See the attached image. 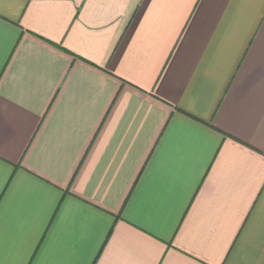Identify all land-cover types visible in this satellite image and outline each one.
<instances>
[{
	"label": "crops",
	"instance_id": "crops-1",
	"mask_svg": "<svg viewBox=\"0 0 264 264\" xmlns=\"http://www.w3.org/2000/svg\"><path fill=\"white\" fill-rule=\"evenodd\" d=\"M22 8L0 0V17L19 20L21 33L18 43L6 39L0 60V140L66 195L51 221L40 186L28 188L27 206L6 205L5 264L34 216L51 223L64 259L264 264L258 233L251 253L228 251L264 183V144L250 147L243 133L264 123V0H28L21 16ZM193 93L206 102L210 127L198 126L211 140L201 147L193 137L177 158L186 134L173 126L187 119L180 109Z\"/></svg>",
	"mask_w": 264,
	"mask_h": 264
},
{
	"label": "snow or ice",
	"instance_id": "snow-or-ice-1",
	"mask_svg": "<svg viewBox=\"0 0 264 264\" xmlns=\"http://www.w3.org/2000/svg\"><path fill=\"white\" fill-rule=\"evenodd\" d=\"M23 16L24 11L27 10L28 0H21ZM151 2V0H148ZM253 3L254 0H249ZM148 3H144L138 7L140 15H143L144 10L147 8ZM264 15V13H262ZM135 23L132 25L133 30L139 23V16H134ZM19 20H5L0 17V60H4L5 43L6 39L15 35L17 40L13 43L19 42V36L21 33L15 31L19 28ZM70 27V25H69ZM23 32V30H22ZM33 35H36L33 33ZM14 50V49H13ZM12 50H9V52ZM123 55V49L120 48L115 53L114 63H119L120 57ZM10 59V56L8 57ZM7 102V98L0 96V122L3 120L4 106ZM15 104V101L11 102ZM206 102L202 96H198L196 93L192 94L191 106L188 108H182L180 111L187 119L180 120L176 118V124L173 126L174 131L181 130L186 136L184 141H176L175 148L177 158H180L187 154L190 150V141L195 137L199 146L204 147L210 142L211 137L209 132L206 130L207 121H205L200 113L205 110ZM22 106H17L15 111L19 112ZM30 119L39 120L41 114L39 113H27ZM206 126V127H200ZM243 133L253 142L250 143V147L254 146L256 142L264 144V123L256 124L249 123L243 128ZM221 144L223 141L220 142ZM21 149L15 144L5 145L0 140V264H5L4 253L6 246V235H5V210L6 205H10V210L14 211L17 207L27 206L30 200L29 187L40 186L47 193L48 200L50 201L49 207L52 209V216L49 217V221L56 218V215L60 213L61 205L64 203L66 193L63 189L59 188L58 184L47 178L42 172H38L36 168H28L27 166L21 167L19 161L22 158L20 153ZM219 151V147L216 148ZM19 173V174H18ZM26 177L27 179H22ZM60 196L57 197V193ZM8 194L9 199L5 200V194ZM51 223H45L43 219L38 216H34L31 219L30 225L26 232V243L23 248L17 245L18 254L17 258L10 262V264H89V261L85 258L80 259H64L63 253L59 251L53 245L52 237L48 235ZM248 229V234H245L244 229ZM258 233L260 240L262 241V249H264V183L257 186L253 191L251 198L246 209L243 222L240 229L235 234L234 239L231 242L229 253L237 252L238 254L242 251L251 253L253 251V240L251 239L252 234ZM14 232L9 231L8 241L10 242ZM162 243L171 247V241L166 239L164 236L158 237ZM102 251V247H101ZM167 254V249L163 250L161 259ZM264 254V253H262ZM83 255V254H82ZM185 255H190L185 253ZM99 259V253L92 260L91 264H96ZM192 259H198L192 256ZM201 264L203 262L201 261ZM238 264H247L246 261H239Z\"/></svg>",
	"mask_w": 264,
	"mask_h": 264
}]
</instances>
